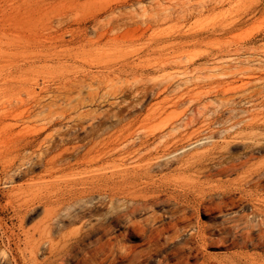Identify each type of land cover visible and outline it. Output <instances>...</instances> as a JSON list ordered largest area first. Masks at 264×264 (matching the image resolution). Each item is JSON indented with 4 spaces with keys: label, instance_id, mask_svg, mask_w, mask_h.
<instances>
[{
    "label": "rangeland",
    "instance_id": "374dc122",
    "mask_svg": "<svg viewBox=\"0 0 264 264\" xmlns=\"http://www.w3.org/2000/svg\"><path fill=\"white\" fill-rule=\"evenodd\" d=\"M22 18L8 0H0L3 161L13 158L22 136L40 132L51 121L69 126L99 119L111 126L101 138L157 132L154 145L163 133L170 141L191 139L183 145L201 139L177 154L195 145L201 150L207 143L208 125L213 140L220 142L230 124L235 125L230 130L248 119L264 124V0H82L73 9L44 12L41 23L27 24ZM184 122H188L185 128L172 133L171 126ZM228 151L241 153L243 143L229 146ZM255 156L264 161V151ZM175 167L153 174L185 185H217L218 181L237 185L240 177L215 176L206 183L204 177L196 181L193 174H179ZM80 170L60 171L47 179L63 185L61 180L88 175H70ZM42 174L40 165L33 174L12 183L0 176V218L6 226L14 224L7 186L36 182L40 179L32 177ZM210 195L214 200L220 197L218 192ZM230 197L236 199L237 194ZM237 205L243 213L250 211L244 200ZM182 210L193 225L209 222L206 214L197 215L170 200L136 217L158 223ZM113 235L123 244L142 242L141 237L128 238L120 229ZM0 236L2 244L1 230ZM11 241L17 243L16 231ZM205 252L211 257L240 252L264 256V246L227 242ZM115 254L107 247L102 264H111ZM129 259L112 264H127ZM201 259L196 252L190 262Z\"/></svg>",
    "mask_w": 264,
    "mask_h": 264
},
{
    "label": "bare ground",
    "instance_id": "6f19581e",
    "mask_svg": "<svg viewBox=\"0 0 264 264\" xmlns=\"http://www.w3.org/2000/svg\"><path fill=\"white\" fill-rule=\"evenodd\" d=\"M8 1L22 12L24 23L37 24L43 22L44 12L73 9L82 0ZM62 124L51 121L40 132L22 136L10 160L3 161L0 150V176L6 183L24 179L40 165L43 172L32 177L40 179L36 182L7 186V206L14 224L8 227L0 218L5 236L0 264H102L107 247L116 252L111 264L124 257H130L127 264H264L262 255L240 252L211 257L205 252L227 242L241 247L248 243L253 248L264 246V161L255 156L264 151V124L248 119L233 130L235 125L230 124L221 131L220 142L213 140L208 125L206 145L201 150L195 145L181 154L176 152L201 139L183 145L191 139L170 141L163 133L154 145L157 132L101 138L111 126L99 119ZM187 125L169 127L175 133ZM239 142L243 151L230 153L229 146ZM171 165H176L174 170L179 174H193L196 181L204 177L206 183L215 176L240 177L237 185L223 181L185 185L153 174ZM80 168L81 172L70 175H88L61 180L63 185L47 179L54 173ZM212 192L220 197L212 199ZM232 193L237 194L236 199L230 197ZM169 200L184 204L197 215L206 214L209 222L193 225L183 210L158 223L136 217ZM242 200L250 205L247 214L237 208ZM119 229L128 238L141 237L142 242L123 244L113 235ZM15 231L17 243L11 241ZM196 252L202 259L192 263Z\"/></svg>",
    "mask_w": 264,
    "mask_h": 264
}]
</instances>
